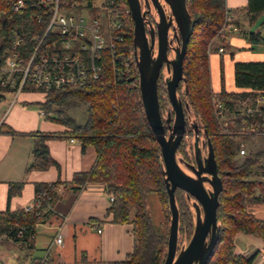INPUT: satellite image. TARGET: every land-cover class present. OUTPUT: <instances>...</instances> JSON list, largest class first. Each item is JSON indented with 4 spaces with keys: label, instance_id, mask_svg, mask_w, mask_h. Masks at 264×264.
Here are the masks:
<instances>
[{
    "label": "trees",
    "instance_id": "1",
    "mask_svg": "<svg viewBox=\"0 0 264 264\" xmlns=\"http://www.w3.org/2000/svg\"><path fill=\"white\" fill-rule=\"evenodd\" d=\"M13 0H0V37L2 42H10L14 33L34 23L36 9L27 13L10 9ZM70 1V0H69ZM81 1V0H79ZM90 2V0H86ZM124 41L120 45L125 54L133 52L131 18L126 0H117ZM186 6L193 23L183 57L184 82L177 87V94L188 109L185 115L194 117L199 131L205 130L204 140H209L222 180L218 194L216 217L219 225L218 238L205 264H252L258 252L264 251V219L255 216L249 209L253 201H264V190L256 193L255 187L264 185L263 150L248 149L241 160H236L235 139L251 120L258 121V114L251 116H230L226 127L230 131H220L221 123L213 106L214 99L222 102V112H231L237 101L264 93V60H236L233 64V80L236 90H227L223 79L221 87L213 92L210 81L208 43L212 37L222 38L219 33L226 13L236 17L247 13L250 19L264 11V0H247L246 4L233 9L225 6V0H186ZM26 13V14H25ZM41 24H38V28ZM28 40L26 34L23 35ZM242 36L253 44H264L259 31L247 30ZM105 71L103 82L89 80L82 86H64L51 89L39 102L46 117L55 106L67 100H75L85 106L87 118L83 123L71 121L68 133L76 136L82 144H91L96 152L92 166L85 171L75 172L67 182L35 183L36 195L42 193L37 209L10 210L7 206L0 210V233H5L14 241L25 240L32 243L35 224L42 222L58 197V188H70L77 192L86 182H100L113 196L107 207L112 214L111 221L132 225L133 249L123 260L113 264H161L167 245L168 224L163 232H157L146 211V196L157 193L159 200L168 210V197L162 174V158L158 143L144 115L139 89L138 74L132 62L128 74L120 73L115 78L110 71V62L103 60ZM118 66H122L117 61ZM222 62H220V67ZM221 69V68H220ZM110 78V82L104 80ZM114 82H113V81ZM0 90H5L0 87ZM157 93L160 106L167 99L164 80L158 78ZM214 98V99H213ZM60 120L58 116L50 117ZM66 121L65 119H62ZM68 122V121H67ZM262 123L261 121H258ZM222 130V129H221ZM32 159L29 168L46 169L55 161L51 158L45 138L48 135L34 132ZM179 153L183 158L187 151L182 144ZM263 178V179H262ZM21 183H9L7 201L17 192ZM15 187V188H14ZM44 193V194H43ZM178 207V229L186 238L193 228L191 205L182 190L174 192ZM18 231H21L18 233ZM238 232L256 235L263 246L245 256L235 244L233 237Z\"/></svg>",
    "mask_w": 264,
    "mask_h": 264
},
{
    "label": "crops",
    "instance_id": "2",
    "mask_svg": "<svg viewBox=\"0 0 264 264\" xmlns=\"http://www.w3.org/2000/svg\"><path fill=\"white\" fill-rule=\"evenodd\" d=\"M246 2L225 0V6L233 9ZM248 17L247 13L238 15L235 30L224 31L222 38H215L208 44L213 92L221 87V82L218 80L217 85L213 78V71L216 72L217 67H220V62L231 67V79L223 82L225 89L236 90L233 80L234 61L253 60L251 55L258 57L254 60H264V44H253L242 36L247 31L243 23ZM227 46H231L232 50L226 53ZM219 47H222L221 51ZM239 47L243 50L237 49ZM2 100L0 210L7 206L10 210L23 209L36 195L35 183L57 179L68 182L75 172L88 170L92 166L96 152L91 144H82L76 136L65 134L70 128L55 118L46 117L40 106L39 111L29 107L28 104L41 101L37 94L22 91L11 105L4 101L5 96ZM34 132L48 135L45 144L55 161L43 170L29 168ZM9 183H21V186L7 201ZM58 192L44 220L35 224L31 244L25 240L14 241L5 233H0V264H113L123 260L132 251V225L111 221L112 214L107 212L109 194L103 183L86 182L77 192L60 185ZM249 209L255 216L264 219V201L251 202ZM96 227H100L101 231L97 232ZM57 234L62 236V243L51 245Z\"/></svg>",
    "mask_w": 264,
    "mask_h": 264
},
{
    "label": "built area",
    "instance_id": "3",
    "mask_svg": "<svg viewBox=\"0 0 264 264\" xmlns=\"http://www.w3.org/2000/svg\"><path fill=\"white\" fill-rule=\"evenodd\" d=\"M27 6L29 11L37 10L36 21L21 28L20 34L13 29V39L0 43V87L5 89L0 90V100L5 93H10L11 105L22 91H38L44 98L51 89L82 86L95 79L103 82L105 57L110 62L112 76L117 78L120 73L128 74L131 54H125L120 46L124 36L117 0H13L10 9L27 13ZM234 19V15L227 12L219 33L235 30ZM38 24H41L40 28ZM237 102L234 110L225 113L221 110L222 102L214 99L219 122L223 115L236 117L255 113L262 123L251 120L240 133L264 136V93L258 92L254 97ZM240 152L244 153L243 147ZM43 198L42 193H38L23 209H37ZM112 199L113 196L109 195V202ZM96 230L100 232L101 228L96 227ZM53 243L61 244L62 236L57 234L51 245Z\"/></svg>",
    "mask_w": 264,
    "mask_h": 264
},
{
    "label": "water",
    "instance_id": "4",
    "mask_svg": "<svg viewBox=\"0 0 264 264\" xmlns=\"http://www.w3.org/2000/svg\"><path fill=\"white\" fill-rule=\"evenodd\" d=\"M159 13V24L156 35V52L154 53L155 36L149 37L144 27L145 11L141 10L139 0H126L133 20L132 45L134 63L138 74V89L146 120L158 143L162 158V174L168 197L169 225L167 245L161 264H205L218 238L219 225L216 217L218 194L222 189V180L218 174L209 140H206V155L200 153L198 135L195 133L193 147L196 166H189L194 175L183 170L176 158V148L184 133L186 119L184 109H188L177 94L179 83L184 82L183 57L189 40L192 17L189 13L186 0H166L169 3L171 14L179 31V47L173 48L174 55L169 58L167 49L169 40L167 27L170 18L166 21L158 0H152ZM165 64L169 73L164 77V84L168 101L173 110V120L166 134L163 118L159 110L157 80L162 65ZM167 112V119H169ZM191 128L199 131L196 122H191ZM204 139L205 130L201 129ZM182 158L179 157V163ZM206 183L208 187L204 185ZM179 187L187 198L192 197L191 212L192 232L188 241L177 250L178 239V207L174 192Z\"/></svg>",
    "mask_w": 264,
    "mask_h": 264
},
{
    "label": "rangeland",
    "instance_id": "5",
    "mask_svg": "<svg viewBox=\"0 0 264 264\" xmlns=\"http://www.w3.org/2000/svg\"><path fill=\"white\" fill-rule=\"evenodd\" d=\"M243 25L245 27H247L246 28L247 30H248V28H251V30L259 31L264 35V11L256 13L253 16V19H250L248 17L245 20V22L243 23ZM215 38H218V37L214 35V37H212L210 39L209 43L212 42V40ZM260 47H262V46H260ZM237 49L243 50V48H240V47ZM231 50H232L231 46H227L225 52L227 53ZM255 58H258V57H254L253 55H251V59L254 60ZM132 59L134 60L133 52L131 53V63L133 62ZM247 59H249V58H247ZM130 65H132V64H130ZM229 72H231V67L229 66V64H226V65L222 64L221 67H217L216 72L213 71V78L215 80L214 82H217V85H218V80L220 83L222 79H223V82L224 81L226 82L227 80L231 79V74ZM106 82H110L109 77L104 80V83H106ZM28 92H33V93L37 94L40 97V100L43 99V95L38 91H28ZM11 97H12V95L10 93H6L4 101L9 104ZM235 104L238 105V102ZM28 105H29V107H33L34 109L39 111V106H40L39 103H32V104H28ZM189 114H191V113L189 112ZM189 114H188V116H190ZM49 116L50 117L58 116L60 119L59 123L60 124L65 123V125L70 128L71 127V125H70L71 121H73V123H76V124L85 122V120L87 118V111H86L84 105L80 104L79 102H77L75 100L70 99V100L65 101L60 106H58V105L55 106L53 108V110L50 112ZM228 118H229V116H226V115H223L221 117L220 131H223V132L224 131H228V132L230 131V129L225 127L226 121ZM62 119H65L66 121H63ZM192 119H194V117ZM224 122H225V124H224ZM235 143L238 145L237 151L235 154L236 160H241L244 156V153H246V151L248 149H252V150L261 149L264 151V136H254V135L251 136V135L242 134L240 137L235 139ZM241 147L244 148V153L240 152ZM179 156H180V154H179ZM261 161L264 162V153L262 155ZM257 190L263 191L264 185L256 186L255 191H257ZM146 211H147V214L149 215V217L151 219V222L154 226V229L158 233L163 232L166 229L167 224L169 225L170 213L167 212V209L161 203L157 193L154 191L149 192L146 196ZM194 214L195 213H194V209H193V215ZM188 239H189L188 237L184 238L181 235V233L179 232V243H180V245L185 244L188 241ZM233 240H234L235 244L238 246L239 250L245 256L252 254L257 248H259L263 245V242L256 235L246 234L243 232H238L237 234H235L233 237ZM252 264H264V251L257 253Z\"/></svg>",
    "mask_w": 264,
    "mask_h": 264
},
{
    "label": "flooded vegetation",
    "instance_id": "6",
    "mask_svg": "<svg viewBox=\"0 0 264 264\" xmlns=\"http://www.w3.org/2000/svg\"><path fill=\"white\" fill-rule=\"evenodd\" d=\"M158 1H159V4L163 10L165 19H166V21H168V19L171 17L170 16L171 10H170L169 3L166 0H158ZM139 3H140L141 10L145 11V14H144L145 31H146L148 37H149L150 33H153L155 36V42H154V53H155L156 52L157 27L159 24V13H158L157 8L155 7L152 0H139ZM170 19L171 20H170L169 25L167 27V37L169 40L167 55L169 58L173 57V55H174L173 48H175V47L178 48L179 47V41H180L178 28L176 27V24H175L173 18H170ZM167 74H169V73L166 71L165 64H163L161 69H160V74H159L158 78L164 80V77ZM159 110H160V113H161L162 118H163V124H164L166 134H168V132H169L168 127L172 123V120H173V110L171 108L170 102L167 100L165 103H162L161 106L159 103ZM167 112H169L170 114H169V119L166 120ZM192 121H193L192 117L188 116V118L186 119V124H185L183 136L181 138L180 143H178L177 148H176V158L178 160V164L183 168L184 171H186L187 173H189L191 175H194L193 172L191 171V169L189 168V166H196V159H195L194 147H193V141H194V137H195L196 132L198 135V143L200 146L201 155L205 156L207 150H206V140H204L202 138V133L200 131H194V129L191 128V122ZM182 144H184V148L187 151V155H184L183 158L181 157V154L179 153V148ZM179 154H180V156H179ZM179 157L182 158L181 163H179ZM204 185L206 187H208V185L206 183H204ZM179 189H180L179 187H176L175 190H177L179 192ZM180 190H182V189H180ZM183 193L185 194L184 191H183ZM187 199H188L189 203L191 204L192 203V197L187 198ZM180 246L181 245L179 243V229H178L177 250H179Z\"/></svg>",
    "mask_w": 264,
    "mask_h": 264
}]
</instances>
